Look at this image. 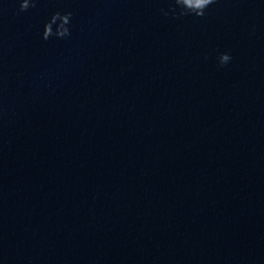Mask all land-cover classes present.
Returning <instances> with one entry per match:
<instances>
[{
    "label": "water",
    "instance_id": "1",
    "mask_svg": "<svg viewBox=\"0 0 264 264\" xmlns=\"http://www.w3.org/2000/svg\"><path fill=\"white\" fill-rule=\"evenodd\" d=\"M168 3L0 0V264H264V0Z\"/></svg>",
    "mask_w": 264,
    "mask_h": 264
},
{
    "label": "clouds",
    "instance_id": "2",
    "mask_svg": "<svg viewBox=\"0 0 264 264\" xmlns=\"http://www.w3.org/2000/svg\"><path fill=\"white\" fill-rule=\"evenodd\" d=\"M18 3V11L24 12L29 8H35L38 0H16ZM217 3V0H169L168 8H161L160 12L164 16H173L179 18L187 15L196 17L205 16L206 9L209 5ZM3 10L0 9V12ZM73 13L71 11L56 10L51 13L43 24L42 32L40 33L41 39L48 40L51 37L58 39H65L70 37L71 31V18ZM2 43V41H0ZM232 59L228 52H220L216 56L219 66H224Z\"/></svg>",
    "mask_w": 264,
    "mask_h": 264
}]
</instances>
